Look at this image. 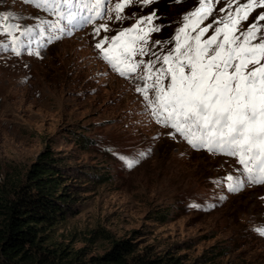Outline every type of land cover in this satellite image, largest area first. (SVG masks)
<instances>
[{
  "label": "rangeland",
  "instance_id": "obj_1",
  "mask_svg": "<svg viewBox=\"0 0 264 264\" xmlns=\"http://www.w3.org/2000/svg\"><path fill=\"white\" fill-rule=\"evenodd\" d=\"M244 2L214 0L212 15L194 30L195 18H185L195 10L172 14L174 29H168L167 40L147 32L145 21L140 31L113 46V37L153 12L151 3L133 0L118 13L116 5L123 0H105L101 11L106 15L70 25L71 34L62 35L44 23L57 19L45 7L31 0H0V14L9 17L3 23L19 25L11 34L0 32V185L5 188L23 176L47 146L53 150L63 168V185L71 187L76 205L66 219L40 233L51 250L63 248L71 256L88 258L103 254L115 240L129 239L137 251H170L184 264H264V235L257 231L264 229V182L249 181L238 156L193 147L170 125L160 123L143 93L136 91L155 83V76L142 80L143 64L135 73L121 75L95 47L108 37L104 48L127 71L132 63L162 60L176 46L173 41L183 46L185 36H195ZM261 12L264 7H256L240 31ZM185 23L189 27L181 33ZM102 24L108 29L97 34L94 29ZM215 27L202 40L212 36ZM23 31L27 37L20 35ZM12 34L34 43L17 55L4 47ZM138 35L147 37V54H125L129 37ZM128 158L139 162L127 167ZM237 179L244 186L230 191ZM215 251L225 254L214 258Z\"/></svg>",
  "mask_w": 264,
  "mask_h": 264
},
{
  "label": "snow or ice",
  "instance_id": "obj_2",
  "mask_svg": "<svg viewBox=\"0 0 264 264\" xmlns=\"http://www.w3.org/2000/svg\"><path fill=\"white\" fill-rule=\"evenodd\" d=\"M37 7H45L57 17L55 22L44 21L53 32L62 35L71 34L73 27L81 22L92 23L102 18L106 13L101 11L105 0H31ZM141 5H148L154 0H137ZM218 2V0H216ZM133 0H123L116 5V11L122 12ZM199 7L186 21L195 18L193 30L213 12L214 0H198ZM256 7H264V0H246L239 4L234 11H229L223 18H216L213 24L200 29L195 36H185V44L181 46L177 41L162 60L156 57L148 62L132 63L127 71L120 67L116 60L109 56L104 48L108 37H104L95 45L102 51L106 60L117 67L121 75L135 73L141 64L144 65L145 75L141 77L145 82L152 80L155 83L137 87L142 92L151 115L160 123L170 125L180 133L193 147H202L208 151L239 157L248 180L258 183L264 182V12L244 31H240L242 21H247L249 15ZM87 9V12H84ZM221 12L226 9H220ZM8 16L0 14V32L11 34L18 30V24H4ZM116 19H121L120 15ZM158 19L155 11L146 17H140L137 25L125 29L112 38L113 46L128 33L140 31L139 25L145 21L149 25L147 32H158L160 26L155 25ZM75 22V24H74ZM73 27H69V26ZM217 25L214 34L207 40L202 37ZM189 27L185 23L180 32L184 33ZM107 31L108 26L102 24L94 29L98 34L100 30ZM239 33V34H237ZM28 31L20 33L27 37ZM55 38H59L56 36ZM51 42L53 37H47ZM190 41V42H189ZM140 43L142 46L136 48ZM34 43L31 39L21 41L20 37L12 34L11 43L5 44L15 54L28 51ZM159 43V42H156ZM145 35L131 36L124 48V53L134 55L147 54ZM44 45H41L43 47ZM183 49V50H182ZM35 54H39L36 52ZM155 56V53H152ZM157 62L168 67L157 66ZM249 65H255L250 71ZM155 69V71H154ZM167 79V85L164 80ZM153 98L149 99V90ZM196 133L193 139V133ZM140 155H146L141 153ZM139 160L128 158L127 167H134ZM255 169V171H254ZM232 181L233 177L228 176ZM244 186L242 179H237L229 185L230 191H238ZM264 235V229H257Z\"/></svg>",
  "mask_w": 264,
  "mask_h": 264
},
{
  "label": "trees",
  "instance_id": "obj_3",
  "mask_svg": "<svg viewBox=\"0 0 264 264\" xmlns=\"http://www.w3.org/2000/svg\"><path fill=\"white\" fill-rule=\"evenodd\" d=\"M150 7L158 17L157 33L167 40V33H171L168 29H174L170 16L190 13L199 4L198 0H154ZM62 172L53 150L47 146L23 176L14 177L5 188L0 185V264H184L170 251H137L129 239L115 240L103 254L88 258L71 256L63 248L51 250L40 233L66 219L76 205L71 187L63 185ZM224 254L215 251L213 255L215 258Z\"/></svg>",
  "mask_w": 264,
  "mask_h": 264
}]
</instances>
